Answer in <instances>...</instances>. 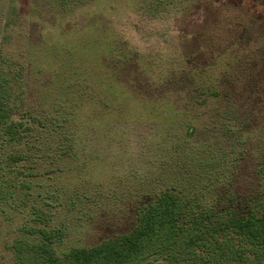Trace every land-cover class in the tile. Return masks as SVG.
<instances>
[{
    "label": "rangeland",
    "instance_id": "374dc122",
    "mask_svg": "<svg viewBox=\"0 0 264 264\" xmlns=\"http://www.w3.org/2000/svg\"><path fill=\"white\" fill-rule=\"evenodd\" d=\"M0 53L25 67L0 264L23 228L60 257L127 234L163 190L219 218L264 199V0H0Z\"/></svg>",
    "mask_w": 264,
    "mask_h": 264
},
{
    "label": "trees",
    "instance_id": "16d2710c",
    "mask_svg": "<svg viewBox=\"0 0 264 264\" xmlns=\"http://www.w3.org/2000/svg\"><path fill=\"white\" fill-rule=\"evenodd\" d=\"M8 25L4 23V27ZM24 76L22 63L0 53V124L14 116L23 118ZM212 95L219 97L215 92ZM6 132L12 134L10 128ZM22 230L23 238L8 247L18 264L264 262V199L258 207L245 212L230 211L219 218L213 209L194 211L171 190H163L137 213L136 224L127 234L89 248L71 249L62 257L54 249L55 231Z\"/></svg>",
    "mask_w": 264,
    "mask_h": 264
}]
</instances>
